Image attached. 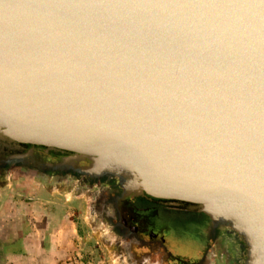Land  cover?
<instances>
[{"label": "water", "instance_id": "obj_1", "mask_svg": "<svg viewBox=\"0 0 264 264\" xmlns=\"http://www.w3.org/2000/svg\"><path fill=\"white\" fill-rule=\"evenodd\" d=\"M0 134L203 206L264 264V0H0Z\"/></svg>", "mask_w": 264, "mask_h": 264}, {"label": "flooded vegetation", "instance_id": "obj_2", "mask_svg": "<svg viewBox=\"0 0 264 264\" xmlns=\"http://www.w3.org/2000/svg\"><path fill=\"white\" fill-rule=\"evenodd\" d=\"M99 158L0 134V181L73 187L92 196L105 230L119 237L123 264H224L214 218L203 206L160 198L134 176L95 172Z\"/></svg>", "mask_w": 264, "mask_h": 264}, {"label": "rangeland", "instance_id": "obj_3", "mask_svg": "<svg viewBox=\"0 0 264 264\" xmlns=\"http://www.w3.org/2000/svg\"><path fill=\"white\" fill-rule=\"evenodd\" d=\"M18 208H49L71 221L70 227L75 229V234L66 242L62 236L58 242H65L63 261L71 264H123L118 240L107 233L104 223L94 212L92 196L86 192L38 181H0V210ZM225 257L224 264H228Z\"/></svg>", "mask_w": 264, "mask_h": 264}, {"label": "crops", "instance_id": "obj_4", "mask_svg": "<svg viewBox=\"0 0 264 264\" xmlns=\"http://www.w3.org/2000/svg\"><path fill=\"white\" fill-rule=\"evenodd\" d=\"M70 222L49 208L0 210V264H71L63 261Z\"/></svg>", "mask_w": 264, "mask_h": 264}]
</instances>
